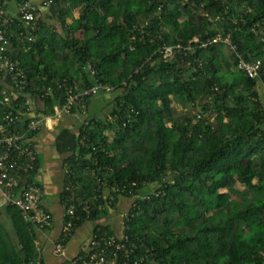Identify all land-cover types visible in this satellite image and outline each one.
I'll use <instances>...</instances> for the list:
<instances>
[{"label":"trees","instance_id":"trees-1","mask_svg":"<svg viewBox=\"0 0 264 264\" xmlns=\"http://www.w3.org/2000/svg\"><path fill=\"white\" fill-rule=\"evenodd\" d=\"M14 1L15 11L4 7L11 16L23 2L47 14L32 30L10 29L8 55L28 76L11 104L37 95L52 115L72 94L109 88L64 116L76 117L75 128L52 135L66 167L61 203L73 192L91 207L78 209L71 236L86 222L94 238L126 235L129 264H264V0ZM239 60H259L257 76ZM96 97L105 100L93 113ZM36 135L35 167L20 183L41 188ZM4 211L11 230L0 221V264H43V228L13 205ZM110 213L121 218L118 232Z\"/></svg>","mask_w":264,"mask_h":264},{"label":"built area","instance_id":"built-area-1","mask_svg":"<svg viewBox=\"0 0 264 264\" xmlns=\"http://www.w3.org/2000/svg\"><path fill=\"white\" fill-rule=\"evenodd\" d=\"M7 2L10 3V0H0V206L13 205L20 211L25 222L47 228L50 226L51 218L41 205L44 197L42 189L30 182L20 183L22 176L34 170L35 167L36 153L30 136L38 134L42 129L53 131L58 121L70 114L72 107H75L77 114H82L85 109L84 98L86 96L102 89L108 91L109 88L96 86L72 94L66 97L62 104L58 102L54 105L52 115H42L45 107H42L40 103L35 104L38 100L37 95H34L37 100L34 98L32 100L34 104L27 100L18 109L11 104V99H14L17 93L22 94L27 89L28 76L19 61L8 55L14 50L11 47L12 32L10 29L16 22H19L32 30L36 25L37 8L30 2H23L17 9V15L11 16L4 11ZM43 5L48 7L50 0H43ZM163 51L165 57L172 53L171 48H163ZM238 69L243 70L249 78H254L260 69V61L245 63L239 60ZM33 89L35 92L38 91L36 86ZM48 94L50 92L47 88L44 95L48 96ZM11 126L16 130L7 129ZM19 159L24 162L23 166L19 164ZM95 184L100 187L103 182L97 179ZM63 208L64 221L61 237L66 239L73 233V222L78 219V209L89 215L91 207L70 192L64 200ZM125 217L126 214L123 218ZM88 245L90 246L89 252L81 258L74 259L71 264H129V254L135 249L133 244H129L128 237L123 234L96 238L91 235ZM53 253L62 254L63 245L56 242L53 246Z\"/></svg>","mask_w":264,"mask_h":264},{"label":"crops","instance_id":"crops-1","mask_svg":"<svg viewBox=\"0 0 264 264\" xmlns=\"http://www.w3.org/2000/svg\"><path fill=\"white\" fill-rule=\"evenodd\" d=\"M37 1V0H31ZM18 3L12 0L9 3L7 11H15ZM47 14L46 10L39 9L37 13V19H43ZM73 16H77V12H73ZM46 25L51 24L52 21L45 19ZM70 23V21H68ZM105 99L101 97L94 98L91 101L90 110L95 113L100 111L98 105H102ZM77 124L76 117H63L58 121L57 126L59 127H70L75 128ZM57 126L55 130L50 131L42 129L35 138L36 150L39 159V168L36 174V180H38L44 197L41 201L42 207L50 215V226L46 229L43 228L38 230L37 241L35 242L38 251L40 252V257L43 264H71V262L79 256L82 252L86 251L89 243L92 225L86 226L85 223L81 225L71 236L69 241L63 245V253L56 255L53 253V246L59 241L61 237V232L63 228V215L64 208L60 201V193L64 184V172L65 168L61 158L56 155L53 147L52 135L58 129ZM41 157V158H39ZM0 221L5 224V226L11 230V224L7 214L4 211V206H0ZM108 223L111 224L113 230L117 232L120 230L122 225L120 216L116 214L108 215ZM89 223V222H86Z\"/></svg>","mask_w":264,"mask_h":264},{"label":"rangeland","instance_id":"rangeland-1","mask_svg":"<svg viewBox=\"0 0 264 264\" xmlns=\"http://www.w3.org/2000/svg\"><path fill=\"white\" fill-rule=\"evenodd\" d=\"M108 99H109V98H108ZM100 106L102 107V105H98L97 107L100 108ZM106 111H107V108L103 109V110L101 111V113L104 114V112H106ZM212 117H213V116H212ZM211 119H212V118H211ZM39 158H41V157H39ZM64 168L66 169L65 166H64ZM235 187H236V189L239 190V191L243 189V186H241L240 184H236ZM220 192H225V191H220ZM232 197H233V196H232ZM111 214H113V213H111ZM85 225L89 227V226H90V223H85Z\"/></svg>","mask_w":264,"mask_h":264}]
</instances>
